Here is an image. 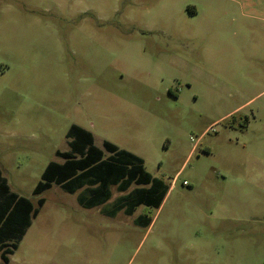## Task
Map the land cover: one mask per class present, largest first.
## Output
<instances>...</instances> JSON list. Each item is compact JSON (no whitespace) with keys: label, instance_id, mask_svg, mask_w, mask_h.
I'll return each mask as SVG.
<instances>
[{"label":"rangeland","instance_id":"1","mask_svg":"<svg viewBox=\"0 0 264 264\" xmlns=\"http://www.w3.org/2000/svg\"><path fill=\"white\" fill-rule=\"evenodd\" d=\"M219 3L0 0V169L44 199L0 264H264V24ZM72 124L140 157L160 206L33 196Z\"/></svg>","mask_w":264,"mask_h":264},{"label":"trees","instance_id":"2","mask_svg":"<svg viewBox=\"0 0 264 264\" xmlns=\"http://www.w3.org/2000/svg\"><path fill=\"white\" fill-rule=\"evenodd\" d=\"M65 138L68 150L55 152V156L62 162L50 161L45 166L32 191L33 196L41 195L52 185L59 186L69 194L86 186L88 195L79 194L78 203L90 209L108 200L110 186H116L118 192H125L131 184H135L149 187L134 189L122 197L110 215L114 216L121 210L126 215H132L139 206H160L167 186L144 169L141 158L118 149L108 141H103L101 148H98L92 133L75 124L68 128ZM104 152L109 154L105 158ZM36 205L30 199L11 191L0 169V260L3 263H8L9 256L18 248L32 220L44 205V199L38 198ZM145 221L142 215L135 220L139 224H145Z\"/></svg>","mask_w":264,"mask_h":264},{"label":"crops","instance_id":"3","mask_svg":"<svg viewBox=\"0 0 264 264\" xmlns=\"http://www.w3.org/2000/svg\"><path fill=\"white\" fill-rule=\"evenodd\" d=\"M219 1V5L217 6L218 11L222 14V16L227 17L230 14L236 13L242 16H246V17H251L252 19H257L259 21V24H264V0H216ZM83 128V127H82ZM85 129V128H84ZM94 138V137H93ZM103 142V141H102ZM101 142V145H102ZM95 144V143H94ZM96 146V145H95ZM98 147V146H97ZM101 148V147H98ZM119 149V148H118ZM122 150V149H121ZM126 151V150H125ZM64 152V151H63ZM106 155H109L108 153L104 152V158L106 157ZM57 158V157H56ZM140 158V157H139ZM60 159V158H59ZM59 162V161H56ZM62 162V161H61ZM144 162V161H143ZM145 169V168H144ZM146 170V169H145ZM54 186V185H52ZM57 186V185H56ZM96 186H94L95 188ZM115 187V190L117 193H122L121 195H123V197L127 194H129L132 190L134 189H139V188H148L149 186H138L135 184H131L130 187L125 191V192H118L116 189V186H110L109 187V192H110V196H111V191L112 188ZM133 187V188H131ZM52 188V187H51ZM50 188V189H51ZM87 187L84 186L82 188L77 189L73 194L71 195H75L76 196V200L78 203V196L79 194L83 195V196H87L88 192H87ZM12 191V190H11ZM19 195V194H18ZM21 196V195H20ZM109 196V198H110ZM108 198V200H109ZM108 200H106L105 202H107ZM104 202V203H105ZM34 205V204H33ZM78 205L80 206V204L78 203ZM37 206V205H36ZM35 206V207H36ZM82 207V206H81ZM98 207V206H95ZM93 207V208H95ZM140 207V206H139ZM138 208V207H137ZM136 208V209H137ZM135 209V211H136ZM134 213V212H133ZM34 220V219H33ZM32 220V221H33ZM13 255V254H12ZM11 256V255H10Z\"/></svg>","mask_w":264,"mask_h":264}]
</instances>
